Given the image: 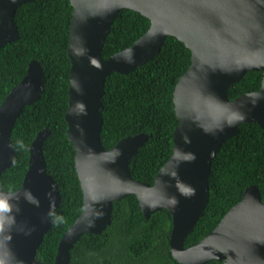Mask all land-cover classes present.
I'll use <instances>...</instances> for the list:
<instances>
[{"label":"water","instance_id":"95a60500","mask_svg":"<svg viewBox=\"0 0 264 264\" xmlns=\"http://www.w3.org/2000/svg\"><path fill=\"white\" fill-rule=\"evenodd\" d=\"M34 0H0V50L19 40L14 22L20 6ZM74 7L68 55L71 61L67 135L75 149L84 195L83 212L62 237L54 264H71V252L86 234L100 235L111 224L114 203L135 195L142 213L168 210L173 217L171 251L181 264H264V200L258 186L218 227L186 248L210 202L213 162L239 127L264 129V77L259 91L231 100L230 88L252 71L264 74V0H71ZM147 17L148 32L131 47L105 59L103 50L123 10ZM175 37L192 53L189 70L174 91L179 125L171 159L150 185L133 179L130 164L150 136L122 139L107 151L102 143L103 97L108 77L129 75L153 60ZM45 73L31 62L26 77L0 105V178L12 167V132L24 108L40 101ZM50 130L31 147L29 170L14 193L0 187V264H42L38 249L52 229V214L62 203L58 183L47 171L43 147Z\"/></svg>","mask_w":264,"mask_h":264},{"label":"trees","instance_id":"16d2710c","mask_svg":"<svg viewBox=\"0 0 264 264\" xmlns=\"http://www.w3.org/2000/svg\"><path fill=\"white\" fill-rule=\"evenodd\" d=\"M73 12L71 0H34L20 6L14 19L20 38L0 50V105L26 77L31 62L40 63L45 73V91L40 101L24 108L13 129L15 163L0 178L3 191L20 190L29 169L32 144L42 130H50L43 151L48 173L59 185L62 203L52 214L53 227L37 254L43 264H54L63 235L81 216L84 206L76 153L66 122ZM150 26V20L140 13L121 11L105 44L104 58L131 47ZM191 64L190 49L169 37L153 60L129 75L113 73L106 81L102 114L105 149L111 150L126 137L150 136L130 164L136 181L153 185L173 155L174 132L179 125L174 91ZM263 77V72H249L230 88V99L259 91ZM253 185L259 187L264 200V129L258 123H247L224 142L213 162L210 202L188 236L186 248L215 230ZM172 230L170 211L161 210L147 219L137 197L128 196L114 203L112 224L102 234H86L75 245L72 264H181L171 251ZM207 264L224 263L215 260Z\"/></svg>","mask_w":264,"mask_h":264},{"label":"clouds","instance_id":"9594fccd","mask_svg":"<svg viewBox=\"0 0 264 264\" xmlns=\"http://www.w3.org/2000/svg\"><path fill=\"white\" fill-rule=\"evenodd\" d=\"M15 19V18H14ZM15 22V21H14ZM46 130V129H45ZM43 131V130H42ZM37 138V137H36ZM36 140V139H35ZM45 156V155H44ZM31 159V158H30ZM46 160V159H45ZM46 164H47V162H46ZM29 165H30V162H29ZM29 170V169H28ZM48 171V170H47ZM2 177V176H1ZM24 182V181H23ZM125 199V198H124ZM118 202V201H117ZM0 205H3V203L2 202H0ZM2 208H4V205H3V207H0V209H2ZM114 211V210H113ZM113 219V218H112ZM75 224V223H74ZM53 227V226H52ZM103 233V232H102ZM101 233V234H102ZM64 236V235H63ZM45 239V238H44ZM44 242V241H43ZM43 244V243H42ZM60 244V243H59ZM42 246V245H41ZM40 246V247H41ZM59 247V246H58ZM75 248V247H74ZM40 249V248H39ZM39 249H38V251H39ZM73 251V250H72ZM58 252V251H57ZM72 253V252H71ZM37 254H38V252H37ZM56 257H57V255H56ZM36 259H37V255H36ZM55 260H56V258H55ZM37 261H39L38 259H37ZM40 262V261H39ZM41 263V262H40ZM55 263V262H54ZM43 264V263H42ZM71 264H72V255H71Z\"/></svg>","mask_w":264,"mask_h":264},{"label":"snow or ice","instance_id":"6c2138e0","mask_svg":"<svg viewBox=\"0 0 264 264\" xmlns=\"http://www.w3.org/2000/svg\"><path fill=\"white\" fill-rule=\"evenodd\" d=\"M0 207H3V205H0Z\"/></svg>","mask_w":264,"mask_h":264}]
</instances>
